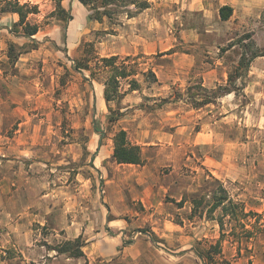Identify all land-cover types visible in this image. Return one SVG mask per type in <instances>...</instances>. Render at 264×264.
Returning a JSON list of instances; mask_svg holds the SVG:
<instances>
[{
	"label": "rangeland",
	"instance_id": "1",
	"mask_svg": "<svg viewBox=\"0 0 264 264\" xmlns=\"http://www.w3.org/2000/svg\"><path fill=\"white\" fill-rule=\"evenodd\" d=\"M21 1L38 6V14L30 15L28 20L38 24L40 30L32 37L37 41L36 48L11 62L7 57L9 43L28 48L30 42L13 33V21L3 17L7 14L0 15V120L6 127L2 135L15 138L17 143L21 137H28V143L18 145L44 152L50 158L51 167L47 164L44 175L32 185L30 199L34 203L40 191L46 194L64 184L70 192H80L82 185L84 211L90 220L94 219L95 229L107 232L105 219L113 217L108 214L110 206L117 209L124 198L131 212L122 217L130 226L116 231V237L110 232V239L106 233L108 236L85 244L83 258H73L77 260L74 262L62 259L59 263L45 255L49 247L64 241L63 232L56 235L33 221L40 218V210L20 207L22 194L12 187L9 193L0 191V264H199L194 254L187 256L177 250L175 257L167 250L187 248L193 234L208 242L218 238L219 227L216 221L205 218L204 204L191 216L188 203L191 197L209 195L215 189L217 183L210 176L234 201L244 205L250 213L248 223L253 225L247 228L255 233L238 244L228 236L233 224L229 225L226 218L223 257L230 264H264V56L254 59L245 77L235 81L238 92L232 102L223 96L200 112H189L204 94L202 89L210 91L226 84L242 54L248 57L255 50L264 52V0H231L235 7L226 22L218 15L222 0H148L149 8L133 18L128 19L126 9L119 8L114 9L112 20L104 18L101 23L91 19V11L77 0L63 1L72 15L68 23L50 17L54 9L51 0ZM242 5L249 8L243 9ZM87 43L92 45L88 56L128 57L127 63L144 71L160 64L168 69L167 74L173 69L172 58L177 63L181 58L189 59L193 64L176 66L175 72L168 75L172 79L165 78L166 85L136 75L140 88L129 102L124 101L130 93L128 80H122L120 92L124 95L107 105L99 101L107 74L97 71L94 62L90 64L92 76L88 71L73 69ZM144 45L151 54L146 53ZM216 66L215 87H207L203 76ZM171 102L177 105L179 125L171 127L162 119L166 115L162 112L156 115L157 120L126 132L131 144L145 148L141 165L110 163L96 172L91 153L100 144L106 145L120 126L108 123L109 108L114 116H123L126 112L121 109L133 103L139 110L157 113L155 108ZM23 121L27 124L20 125ZM168 129L172 137L166 135ZM196 132L200 134L194 136ZM37 135L45 137L44 142H34L32 137ZM27 154L31 155L25 150ZM77 172L84 181L76 179ZM170 173V187L164 190ZM5 195L13 197L14 202L9 204ZM58 195L64 196L60 192ZM181 200L187 203L175 211ZM164 203L170 209L163 210ZM218 215L219 210L214 217ZM179 226L181 229L175 231L174 227ZM180 235L184 237L182 245ZM115 238L120 246L112 243ZM90 243H96L97 248ZM136 243L141 256L133 251L115 256L120 247L134 248ZM110 245L115 252L108 255ZM96 251L105 255L94 260Z\"/></svg>",
	"mask_w": 264,
	"mask_h": 264
},
{
	"label": "trees",
	"instance_id": "2",
	"mask_svg": "<svg viewBox=\"0 0 264 264\" xmlns=\"http://www.w3.org/2000/svg\"><path fill=\"white\" fill-rule=\"evenodd\" d=\"M51 1L54 4V9L50 17L63 23H68L72 20L70 10L65 9L63 6L64 0ZM77 2L91 11V19L99 23L104 18L109 21L112 20L115 15L113 12L114 9L125 8L126 11L124 13L130 19L150 6L148 0H77ZM38 12V6L29 2H22L21 0H0V15L16 14L18 19L12 24L13 33L30 42V47L28 48H23V46L18 47L13 43H9L7 57L11 62H15L21 54L28 53L30 50L36 48L37 41L32 37L38 33L40 26L36 23H30L28 17L38 14ZM218 15L221 21H227L232 15V8L228 5L221 6L218 8ZM85 46V50H82V57L75 61L73 69L77 72H81L82 70L88 71L92 76L94 72L90 64L94 62V68L97 71H103L107 74L103 82V99L107 105L121 99L122 95H124V93L120 92V82L122 80H128V91L130 92L139 90L140 88L139 82L134 78L136 75H141L153 83L157 82V78L151 69L144 71L135 68L134 65L127 63L128 57L120 60L118 56H88V53H91L92 45L91 43H87ZM15 48L18 49V52H15ZM260 56H264V52L258 50L252 51L248 57L242 54L238 66L234 69L233 73L228 74L226 84L224 86H217L210 91L202 89L204 94L200 101H194V107L198 108L210 104L213 100L233 92L237 94L238 87H235V81L237 79L242 80L247 74L252 61ZM162 102L165 103L168 101L167 99H163ZM109 112L111 115L108 118V123L110 124L115 123L122 116V113H116L114 116L110 108ZM111 139L113 143L112 157L116 163L141 165L144 162L141 148L129 142L126 131L122 129L116 130ZM214 181L217 185L209 195L201 194L193 196L189 201L192 205L191 216L195 215L196 211L202 208L204 204V208L206 209L205 218L216 221L219 227V238L213 242L206 240L196 241L191 251L201 261V264H230V261L225 259L222 253V242L226 238L224 220L227 218V223L229 225L233 224V227L229 229L228 236L235 238L233 240L238 244L243 240L248 241L255 233L247 228L248 226L253 228V225L248 223L250 213L245 211L244 205L241 202L234 201L224 186L217 180ZM206 198L209 200L206 201ZM183 202L181 200L177 205L182 207ZM218 210V217H214L215 212ZM236 227L239 228V232H236ZM84 245V240L79 236L73 240H64L53 247H49L48 250L55 251L57 255H65L68 258L78 259L84 257L82 250Z\"/></svg>",
	"mask_w": 264,
	"mask_h": 264
},
{
	"label": "crops",
	"instance_id": "3",
	"mask_svg": "<svg viewBox=\"0 0 264 264\" xmlns=\"http://www.w3.org/2000/svg\"><path fill=\"white\" fill-rule=\"evenodd\" d=\"M243 3H245V1L243 0ZM224 5H228L230 6L232 9L235 7L234 3L231 0H222L221 2V6ZM198 7H193V9H197ZM243 9H248V5H242ZM3 17H10L11 20L14 22L17 21L18 17L16 14H7ZM29 19V18H28ZM228 21V20H227ZM222 22H226V21H222ZM145 51L147 54H151L149 52H147V47L144 45ZM163 56H167V55H163ZM172 62V66L173 69H171L170 71L167 72V74H165V72L168 70L167 68H165L163 65H155L154 68H151L157 78L158 82H162L164 83V85H166L167 80L172 79V77H169L168 75H172L175 71V67H181L184 68L185 66H192V62L189 59H185V58H181L179 59L180 61L177 63L176 61H174L175 59L172 58L171 59ZM188 60V63L187 61ZM254 61V60H253ZM252 61V63H253ZM217 69L218 67L216 66V68H214L213 70H209L206 74H204L203 76V81L204 84H206V82L208 81V85L207 87H211V85H213V87H215L213 80L217 81L216 79V75H217ZM165 76V77H164ZM167 80H166V79ZM226 83V82H225ZM170 84H174L171 83ZM136 91H131L130 93L126 94L124 101L125 102H129L130 100H134L133 94ZM235 98V93H230L228 95L225 96V99L229 102H232V100H234ZM163 100V99H162ZM100 103H104L105 101L103 99V92L101 95V98L99 99ZM207 105H204L202 107H198V108H192L189 112H193V113H197L202 111ZM3 108H9L8 106H3ZM139 106H137L136 104L133 103H126L125 107L122 108V112H126L123 116H121V119L117 120V124L115 122V124L113 125V127H116V125H120L119 128H115L116 130L122 129L124 131H126L127 133H129V131H132L133 129H137L142 128L143 126L147 125L150 122H153L154 120H157L156 115L160 114L162 112H164L166 115L163 116V120H167V123H171V127L176 125V124H180L179 123V118L180 116L178 115V108L176 103L171 102V103H166V104H162L161 106H158L157 108H155V112L157 113H153V112H144L142 110L138 109ZM138 109V110H137ZM154 111V110H153ZM169 114V115H167ZM227 114H230V116H232V114L230 112L227 111ZM13 114L11 113V116ZM229 116H226L225 118H228ZM2 118V116H1ZM169 120V122H168ZM232 120V119H229ZM159 121V120H158ZM25 125L27 124V121H23L20 123V125ZM39 127V126H38ZM6 127L4 126L3 122L0 120V164H1V168L2 170H0L1 176H0V191L4 192V193H9L11 191L12 187H16L17 191H20L22 194V199H19V204L20 207H22L23 209H30L32 208H37L38 210H40V218L39 219H33L36 220L37 223H39L42 226H46L48 228L49 231H51V233H55L56 235H59V233L63 232L62 238L63 240H73L79 236H81L82 238L85 239V244H87L88 242H91V240H96L98 241L99 238H103L104 236H108L109 235V239L111 234H109L110 232H114L113 233V237L116 234V231H121V230H125L126 228H128L130 226V223L126 220L125 216L127 213L131 212V209H129L127 202L123 199V201L121 202L120 206H117V209L115 208V206L111 205L110 206V213L108 212V214L112 215V218H106V226L109 228L107 230V232L103 231L101 232V230H97L94 227V219L90 220V218L85 214L84 211V199H81L82 197L80 193H82L83 189L81 186L80 188V192H70L67 188L68 185H63L61 187H56L55 189L51 190V192H47L46 194H43L42 191L39 192V199L37 201H35L34 203L32 202V200L30 199L32 196V185L36 184V180L41 179L42 172L45 171L44 168H47V164L50 161L49 157H45L46 154L44 152H40L37 153L39 151L31 148V147H20L18 144H24V143H28V137H21L20 141L14 142L15 138L10 139L4 135H2V132L6 131L5 129ZM40 128V127H39ZM5 129V130H4ZM35 129V127H34ZM4 130V131H3ZM114 131V132H115ZM113 132V133H114ZM175 132H179V128L175 129ZM200 133L196 132L194 134V136H198ZM166 135L169 137L173 136V132L168 129L166 132ZM204 135V134H203ZM35 136V135H33ZM44 138L45 137H41L39 135H37V137H32V140L34 142H37L38 139H42L41 142H44ZM112 138V137H111ZM108 138L107 139V144H100V146L97 147L96 151L91 153V159L92 162L94 164V168L96 170V172L98 173L101 170H103L105 168V164H110V163H114V164H118L114 161L113 157H112V153H113V143H112V139ZM24 142V143H23ZM40 142V143H41ZM134 143V142H133ZM144 146L141 147V151L142 154L144 153ZM25 150L26 151H30L31 155H25ZM19 154H24L22 155V157ZM32 156V157H29ZM21 159V162L19 161V159ZM144 158V157H143ZM3 163V164H2ZM49 166L51 164H48ZM118 165H125V166H136L135 164H118ZM51 167V166H50ZM50 170H52V168H50ZM174 172V171H173ZM39 174L38 176L36 175ZM178 175V174H177ZM176 175V176H177ZM173 176L172 173H170L169 175H167V184H165V186H163L162 188H164V190H167L170 187V180L172 179H168L169 177ZM210 180L214 181L216 180L214 177H209ZM76 179L79 181H84V178H82L80 176V174L77 172L76 174ZM88 179V178H86ZM90 180V179H89ZM86 181V180H85ZM165 181V182H166ZM53 182V181H51ZM196 191V190H195ZM62 193L64 194L63 197H60L58 194ZM56 196H59V199H56ZM182 195H180V199ZM28 198V200H27ZM4 199H6L7 202L12 203L14 202V198L8 195L4 196ZM29 200L31 202H29ZM43 200H45L47 203H45ZM187 203V202H184ZM188 203L190 204V212H191V208L192 205L190 203V201H188ZM143 207L144 208H148L146 207V205L143 203ZM177 208H175V211L179 210V206H176ZM100 208V205H99ZM150 208V207H149ZM162 209L163 210H168L170 209V205L164 203L162 204ZM154 216V213L150 214V217ZM156 220V219H154ZM213 221V220H212ZM165 222L170 223L171 225H175L173 224V222H171L170 220H165ZM181 225V223H178ZM175 231L180 230L181 226L178 227V229L176 227H174ZM108 235H107V234ZM112 237V236H111ZM116 237V236H115ZM219 238V236H218ZM217 238V239H218ZM200 237H197L196 234H193V236L189 237V240L193 242L200 241ZM119 239L113 240V244L114 246L117 245H121V243H119V241H116ZM181 240V241H180ZM182 240H184L183 236H178V241L181 242L182 245ZM216 240V239H215ZM192 243L188 244L189 249L185 248V247H181V246H177L176 250H171L168 249L167 251L169 252L168 255L170 256H177L175 253L177 250H180L182 253H184L187 256H191L192 254H194L191 249H192ZM196 243V242H195ZM224 243V241L222 242ZM96 244V243H95ZM94 243H90V245H93L94 248H97L95 246ZM114 246L112 247V245H110L109 249H107V253L108 255H111L115 252ZM186 250H185V249ZM83 250V248H82ZM49 250L48 253L45 256H48L52 259H54V261L59 260L58 262H60V260H66L64 262H74L77 260H74L73 258H68L65 255H57L55 251ZM134 252L137 257L141 256V250L139 248V245H137V243L135 244L134 248H129L127 246H123L120 247L119 250H117V252L115 253V256L117 255H123L125 256L126 254H129L130 252ZM84 253V252H83ZM223 253V251H222ZM86 254V253H85ZM105 255V253L100 254L98 251H96V253L92 256V259L95 260V257H99V256H103ZM195 256V255H194ZM196 258V257H195ZM87 259H90V257H87ZM198 259V258H196ZM110 260V259H109ZM199 264H201V261L199 260ZM58 263V264H59ZM173 264V263H171Z\"/></svg>",
	"mask_w": 264,
	"mask_h": 264
}]
</instances>
